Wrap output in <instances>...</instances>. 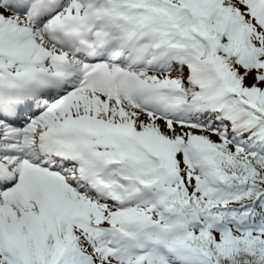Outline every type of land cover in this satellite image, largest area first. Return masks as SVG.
Segmentation results:
<instances>
[{"label":"snow or ice","instance_id":"snow-or-ice-1","mask_svg":"<svg viewBox=\"0 0 264 264\" xmlns=\"http://www.w3.org/2000/svg\"><path fill=\"white\" fill-rule=\"evenodd\" d=\"M0 264H264V0H0Z\"/></svg>","mask_w":264,"mask_h":264}]
</instances>
